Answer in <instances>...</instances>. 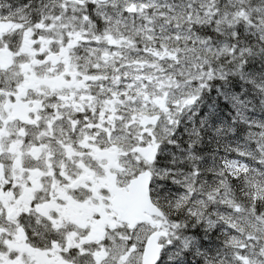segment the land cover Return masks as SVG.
<instances>
[{"label":"snow or ice","instance_id":"6c2138e0","mask_svg":"<svg viewBox=\"0 0 264 264\" xmlns=\"http://www.w3.org/2000/svg\"><path fill=\"white\" fill-rule=\"evenodd\" d=\"M0 264H264V0H0Z\"/></svg>","mask_w":264,"mask_h":264}]
</instances>
